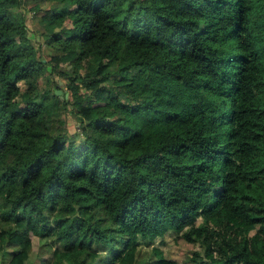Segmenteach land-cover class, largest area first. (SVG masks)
Listing matches in <instances>:
<instances>
[{"label":"trees","instance_id":"trees-1","mask_svg":"<svg viewBox=\"0 0 264 264\" xmlns=\"http://www.w3.org/2000/svg\"><path fill=\"white\" fill-rule=\"evenodd\" d=\"M170 232L264 264V0H0V264H174L139 260Z\"/></svg>","mask_w":264,"mask_h":264},{"label":"rangeland","instance_id":"rangeland-1","mask_svg":"<svg viewBox=\"0 0 264 264\" xmlns=\"http://www.w3.org/2000/svg\"><path fill=\"white\" fill-rule=\"evenodd\" d=\"M54 7V5H46L42 8L41 12L53 10ZM28 24L30 25V22H28ZM59 83L62 84L64 82L62 80H59ZM60 86H62V89L59 90H61L63 94V90H65V87L63 85ZM66 118L67 127L69 128V131L72 132L74 130L75 117L71 114H68L67 112ZM46 244L47 242L35 236H32V251L28 256L26 264H42L43 262L48 263L51 258V250L50 248L45 247ZM152 247H156L164 253H167V256L170 257L174 264H185V260L188 255H190L195 249H198L197 245L189 244L184 240H176V234L170 232L166 234L164 238L155 241L153 245L149 247L143 246L141 248V256H139V260L143 259L145 255H148L151 252Z\"/></svg>","mask_w":264,"mask_h":264},{"label":"water","instance_id":"water-1","mask_svg":"<svg viewBox=\"0 0 264 264\" xmlns=\"http://www.w3.org/2000/svg\"><path fill=\"white\" fill-rule=\"evenodd\" d=\"M56 94H58V95H61L62 94V91L61 90H57L56 91ZM68 96V94L66 93V97Z\"/></svg>","mask_w":264,"mask_h":264}]
</instances>
